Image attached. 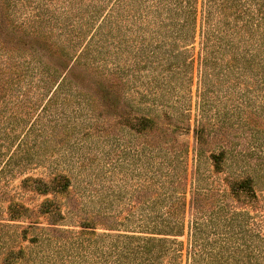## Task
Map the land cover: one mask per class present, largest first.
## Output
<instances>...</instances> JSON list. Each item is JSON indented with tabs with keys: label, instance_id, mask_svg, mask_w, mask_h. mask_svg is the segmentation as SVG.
<instances>
[{
	"label": "trees",
	"instance_id": "obj_1",
	"mask_svg": "<svg viewBox=\"0 0 264 264\" xmlns=\"http://www.w3.org/2000/svg\"><path fill=\"white\" fill-rule=\"evenodd\" d=\"M35 1L15 0L14 4L23 8L36 9L19 21L9 12L10 2L0 0V99L10 96L4 104L7 108L0 109V141L9 145L16 137L15 126H23L32 118L5 161V165L17 167L19 172L46 160L48 153L57 151L55 147L77 128H94L96 111L102 115L116 103L123 74L121 67L111 72L105 65L110 38L118 39L122 18L112 15L107 8L103 11L108 0H89L90 4L84 0H63L69 7L88 9V16H71L67 12L57 15L56 9L49 11L43 2ZM144 1L150 3L144 4L139 19L147 23H154L161 16L159 7L169 13L173 9L175 69L179 70L184 62L182 51L175 50V46L186 43L193 50L198 45L197 54L191 53L188 63L190 87L196 79L193 132L196 158H201L213 123L223 127L232 116L242 123L258 111L256 98L264 99V0ZM75 17L79 21L73 23ZM55 28L60 29L58 35L53 34ZM114 30L119 34L114 35ZM112 75L118 82L110 83ZM219 108L225 109V113L215 120L213 115L219 114ZM138 122L142 129L153 124L147 117ZM6 127L12 131L8 132ZM41 132L44 139L35 144L31 136ZM225 153L221 149L209 154L215 171L223 169ZM196 173L190 181L188 201L185 187L173 196L172 184L170 190L156 194V199L168 204L146 208L141 224L136 226L138 230L109 236L108 243L102 245L105 250L98 248L89 236L92 230H86L88 225H81L77 232L84 237H70L61 244L56 241L59 235L70 233L59 223L66 216L57 196H69L71 183L63 172H50L46 178L26 175L20 179L17 190H0V200L8 203L5 209L10 220L30 217L19 238L37 249L34 256L32 251L28 254L31 264H51L48 258L38 257V251L45 246L56 247L53 251L59 261L64 252L67 264H264V215L259 213L252 219L245 209L226 210L225 202L219 198L224 194L219 189L196 186ZM231 182L229 185L235 186L233 193L244 191L254 198L246 203L258 205L250 178ZM24 190L53 193V199L47 198L37 205L47 215V224L41 225L31 217L36 209L23 200ZM1 221L0 262H21L26 251L23 246L11 245L18 235L10 231L9 223ZM53 260L52 264H57V259Z\"/></svg>",
	"mask_w": 264,
	"mask_h": 264
},
{
	"label": "rangeland",
	"instance_id": "obj_2",
	"mask_svg": "<svg viewBox=\"0 0 264 264\" xmlns=\"http://www.w3.org/2000/svg\"><path fill=\"white\" fill-rule=\"evenodd\" d=\"M8 1L9 12L19 21L35 13L36 9L23 8L14 4L15 0ZM38 1L43 2L49 11L56 9L57 15L67 12L71 16H88V9L69 7L70 4L63 0H36L35 3ZM84 2L91 3L89 0ZM147 3L150 1L108 0L103 9L107 8L116 17L122 16L119 19L120 35L118 39L110 38L105 65L111 72L122 68L123 84H119L120 90L116 96L118 99L113 108L105 112L100 105L103 114L96 111L93 116L94 128H77L66 138V143L63 140L55 147L57 151L52 155L48 153L46 160L39 165H28L21 172L17 167L5 165V161L24 135L32 118L23 126H15L13 131L16 137L9 145L0 141V190H17L20 179L26 175L46 178L50 172L57 171L70 177L69 196H57L63 202L66 216L64 221L59 222L60 227L70 230V233L59 235L56 241L60 244L70 237H84V234H77L81 225L90 226L86 230H92L89 236L95 239L98 248L108 243L109 236L113 234L137 231L136 226L141 224L146 208L154 204H168L156 199V194L170 190L172 184L173 196L185 187L186 198L189 200L190 181L195 172L199 180L196 186L212 187L224 194L219 198L225 202L226 210L241 212L245 209L252 219L259 213L264 215V99L256 98L258 111L255 115L250 114L242 123L234 116L226 120L223 127H220V123H213L209 143L202 148V156L197 159L193 132L196 79L190 87L191 67L188 59L191 53L197 54L198 45L196 43L193 50L186 43L175 46V50L182 51L181 58L184 61L179 70L175 69L173 9L169 13L164 7H159L161 16L154 23H147L139 19L142 7ZM167 14L172 17L169 18ZM77 18H72L73 23L79 21H75ZM96 25L97 22L94 27ZM93 28L88 29V35ZM59 31V28H55L53 34L58 35ZM113 32L114 35L119 34L115 30ZM111 78L110 83L118 82L117 77L112 75ZM9 99V95L0 99V109L7 108L4 104ZM218 111V115H213V118L216 116L215 120H219L225 113V109L219 108ZM211 112H215V109ZM83 115L85 116L84 113ZM141 117L151 119L153 124L142 129L138 122ZM6 130L12 131L10 127H6ZM31 138L38 144L44 139V135L42 132L34 133ZM32 145L34 141L31 142L30 146ZM221 149L226 153L223 169L218 172L213 168L209 154ZM244 177L252 180L255 197L259 199L256 207L246 203L254 198L244 191L233 193L235 186H231V181ZM180 178H184L181 184ZM22 194L29 206H35L36 211L31 217L41 222V225L47 224V215L37 205L47 198L53 199V193L24 190ZM7 204L0 200L1 222L9 223L10 231L18 235L16 242L11 245L23 246L26 251L21 262L12 264H31L28 254L32 251L34 256L37 249L35 245L19 238L21 228L27 226L30 217H14L10 220L5 209ZM30 234L31 232L28 237ZM54 249L56 247L45 246L38 251V257L48 258L51 264L53 259H57V264H67L66 254L63 252L62 260L59 261ZM102 250H105V246H102ZM61 261L63 262L60 263Z\"/></svg>",
	"mask_w": 264,
	"mask_h": 264
}]
</instances>
